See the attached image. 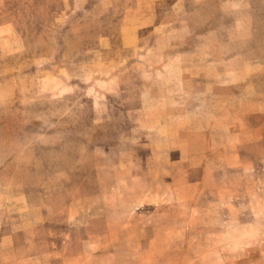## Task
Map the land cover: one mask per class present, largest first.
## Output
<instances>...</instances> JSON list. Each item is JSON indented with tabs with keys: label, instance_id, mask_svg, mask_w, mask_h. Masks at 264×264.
Returning <instances> with one entry per match:
<instances>
[{
	"label": "rangeland",
	"instance_id": "obj_1",
	"mask_svg": "<svg viewBox=\"0 0 264 264\" xmlns=\"http://www.w3.org/2000/svg\"><path fill=\"white\" fill-rule=\"evenodd\" d=\"M0 264H264V0H0Z\"/></svg>",
	"mask_w": 264,
	"mask_h": 264
}]
</instances>
